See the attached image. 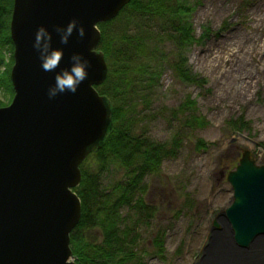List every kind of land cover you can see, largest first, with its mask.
<instances>
[{
	"label": "water",
	"instance_id": "1",
	"mask_svg": "<svg viewBox=\"0 0 264 264\" xmlns=\"http://www.w3.org/2000/svg\"><path fill=\"white\" fill-rule=\"evenodd\" d=\"M130 0H13L9 34L13 44L9 71L13 90L0 106V264H76L69 235L79 221L80 200L73 188L80 165L99 148L112 124V108L98 93L107 63L98 49V23L114 18ZM75 18V31L59 44L54 25ZM44 25L53 46L67 57L82 53L88 76L75 93L49 99L53 73L40 66L32 44ZM232 199L212 221L204 264H264V165L247 149L226 178Z\"/></svg>",
	"mask_w": 264,
	"mask_h": 264
},
{
	"label": "rangeland",
	"instance_id": "2",
	"mask_svg": "<svg viewBox=\"0 0 264 264\" xmlns=\"http://www.w3.org/2000/svg\"><path fill=\"white\" fill-rule=\"evenodd\" d=\"M186 3L192 8L189 18L195 38L203 26L218 34L211 33L185 50L186 66L206 79L203 87L181 82L164 64L145 90L147 102L139 100L136 106L138 127L147 136L159 141H168L174 133L181 136L175 156L161 161L158 174L143 178V200L153 214L135 230L141 248L150 252L152 235L163 232V256L146 254L142 264H204L202 250L215 214L232 199L225 179L228 171L235 168L243 149L264 165V0ZM160 49L168 55L174 47L166 40ZM2 53L0 71L10 56L7 49ZM7 97L0 88L1 101ZM187 98L195 100L191 114L203 117L205 126L184 128L180 114L173 122L165 119L164 107L176 109ZM238 117L247 123L242 130L228 123ZM197 138L206 143L204 149L195 150ZM130 214L121 210L122 216ZM93 236H98L96 230L89 234Z\"/></svg>",
	"mask_w": 264,
	"mask_h": 264
},
{
	"label": "trees",
	"instance_id": "3",
	"mask_svg": "<svg viewBox=\"0 0 264 264\" xmlns=\"http://www.w3.org/2000/svg\"><path fill=\"white\" fill-rule=\"evenodd\" d=\"M12 1L0 0V66L3 48L10 52L8 63L0 71V88L8 99H0V106L7 105L13 94L9 77L13 61L9 34ZM186 1L130 0L114 18L98 23V49L107 63V74L96 89L111 104L112 124L101 146L82 161L81 179L73 188L81 207L79 221L68 237L76 264H142L146 254L163 256V232L152 235L150 252L141 248L135 228L147 223L153 214L143 200V178L158 174L161 161L175 156L181 136L174 133L168 141L150 138L138 127L136 106L139 100L147 102L145 90L159 77L164 64L181 82L199 87L206 83L186 66L185 50L218 32L203 26L195 38L189 18L192 8ZM166 40L174 47L168 55L160 49V43ZM194 105L195 100L187 98L176 109L164 107L165 119L170 122L180 114L184 116L180 121L184 128L205 126L203 117L191 114ZM228 123L236 130L247 126L242 117ZM205 147L202 139L195 140V150ZM123 208L131 214L122 216ZM93 230L98 236L89 237Z\"/></svg>",
	"mask_w": 264,
	"mask_h": 264
},
{
	"label": "clouds",
	"instance_id": "4",
	"mask_svg": "<svg viewBox=\"0 0 264 264\" xmlns=\"http://www.w3.org/2000/svg\"><path fill=\"white\" fill-rule=\"evenodd\" d=\"M53 31L59 37V44L66 45L69 37L75 31L77 37L85 35V28L78 24L75 18L66 25H54ZM53 33L44 25H40L33 40L32 47L38 53L40 66L45 72L53 73V83L47 89L49 99L58 94L75 93L78 86L88 76L90 62L82 53L73 52L67 57L66 66L61 67L65 61V51L62 47L53 46Z\"/></svg>",
	"mask_w": 264,
	"mask_h": 264
}]
</instances>
